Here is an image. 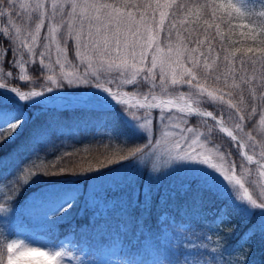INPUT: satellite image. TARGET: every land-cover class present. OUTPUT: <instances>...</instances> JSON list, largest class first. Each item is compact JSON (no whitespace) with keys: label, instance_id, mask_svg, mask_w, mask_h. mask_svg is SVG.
Listing matches in <instances>:
<instances>
[{"label":"snow or ice","instance_id":"6c2138e0","mask_svg":"<svg viewBox=\"0 0 264 264\" xmlns=\"http://www.w3.org/2000/svg\"><path fill=\"white\" fill-rule=\"evenodd\" d=\"M232 20L247 46L228 45ZM81 132L95 155L72 165ZM109 199L124 234L167 237L151 264H249L264 242V0H0V264H98Z\"/></svg>","mask_w":264,"mask_h":264},{"label":"trees","instance_id":"16d2710c","mask_svg":"<svg viewBox=\"0 0 264 264\" xmlns=\"http://www.w3.org/2000/svg\"><path fill=\"white\" fill-rule=\"evenodd\" d=\"M242 20H232L231 24H229L227 21L224 22L222 25V31L224 32L227 43L230 47H243L247 46L246 44V37L241 35V32H246L247 29H242L235 27L238 24L241 23ZM235 27V30L232 32H229V27ZM167 50V49H166ZM72 56V53L70 54ZM144 91H148L146 88ZM59 118L61 120H70L72 119L71 113H59ZM46 117H42L44 119ZM27 133H25L26 135ZM92 133H80V139L79 142L74 145L76 148H80L82 151L80 154L75 155L72 158V165H76L80 163L83 160H90L93 155H95V152H88L86 146L88 145V140L91 137ZM23 137H21L22 139ZM55 139V138H54ZM69 145H73V142L70 140ZM92 148H95V144L93 143L91 145ZM15 148L14 144H8L4 145L2 147V153L7 154L8 152L12 151ZM71 150V147L69 148ZM100 151H104L103 146L100 147ZM50 160H54L55 157H49ZM30 189V188H29ZM29 189H26L25 192L20 197V201L23 202V200L26 198L27 191ZM155 208V204H154ZM125 211H128L132 215H136V210L127 208ZM93 210L89 209L84 213V216L76 215L74 216V219L72 223H74L76 226L84 225L88 223V216L91 215ZM93 220L96 222V228L95 231L92 232L90 235L92 237V243L94 246L98 247L103 250L104 247L114 246V250L118 253L121 252V247L123 248L124 252L132 251V254L136 255L138 259L140 260H147L151 259V261L157 259L159 255L163 254L166 250V244H167V237L166 236H156L154 239L151 240H139V234H137V237L134 238L131 233L124 234L122 231L123 225H119V212H115L113 214L109 213V209L105 212L97 213L95 216H93ZM146 223L149 227L155 228L156 227V213L149 215L147 218ZM65 230H68V225H62L59 229L60 233H64ZM119 233V234H118ZM147 235V233H145ZM143 244L144 247H141L140 244ZM135 246V247H133ZM249 264H264V242H261L259 240L258 234L255 237V243L251 248V254L249 258Z\"/></svg>","mask_w":264,"mask_h":264},{"label":"rangeland","instance_id":"374dc122","mask_svg":"<svg viewBox=\"0 0 264 264\" xmlns=\"http://www.w3.org/2000/svg\"><path fill=\"white\" fill-rule=\"evenodd\" d=\"M248 11L250 12H259L261 11V8L259 7V5H253V4H249L248 5ZM241 23H246V21H242ZM167 50L165 49V52ZM175 53L173 52V55ZM74 59V53H72V56L69 55V60H72ZM72 70L71 68H66L65 71H70ZM59 69H58V66H53V71L50 72L49 74H54L55 72H58ZM148 90V88H146ZM35 90H39L38 88L35 89ZM147 92V91H146ZM157 94L159 95V90H157ZM164 98H167V97H164ZM71 101H76L78 98L76 97H72L70 98ZM53 105H56V106H59V105H62L64 103H66V101H62V100H57V101H51L49 102ZM40 109L39 108H33L31 109L32 112H36V111H39ZM171 131V128L169 129ZM151 166L150 165H147L145 166L144 168V172L143 174L140 176V179H139V183L142 185L143 184V181L145 179H147V172H148V169L150 168ZM52 181H39L37 182L36 184H34L28 191H27V194H26V197H28L31 193V191L35 188H38L40 185L42 184H45V183H51ZM97 182L96 181H93V185H95ZM89 191V195L91 196L92 192H93V187H89L88 189ZM118 202L117 200H112V199H109L108 200V203L107 205L101 203L100 204V209L99 211H96L95 209H91L93 211H96V214L97 213H100V212H105L107 211L108 209H111L113 207V205H116ZM83 205H81L80 207H82ZM127 209V208H125ZM68 230H65V232H67ZM14 239V238H13ZM40 251H37L35 253H31V254H28V255H22V256H18L16 258L13 259V264H24V262L30 260V259H33L34 257L36 256H39L40 255ZM120 253L116 252L114 250V246H109V247H104L102 251L98 252L97 253V262L98 264H112V261H119V260H122L123 257L121 256H118ZM144 261H147L149 262V264H151V259H147V260H144Z\"/></svg>","mask_w":264,"mask_h":264},{"label":"clouds","instance_id":"9594fccd","mask_svg":"<svg viewBox=\"0 0 264 264\" xmlns=\"http://www.w3.org/2000/svg\"><path fill=\"white\" fill-rule=\"evenodd\" d=\"M31 253H35V252H29L25 255H28ZM24 264H54V261L52 259H49L47 256L43 255L42 253H40L39 256H36L33 259H30L24 262Z\"/></svg>","mask_w":264,"mask_h":264}]
</instances>
